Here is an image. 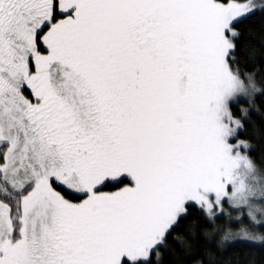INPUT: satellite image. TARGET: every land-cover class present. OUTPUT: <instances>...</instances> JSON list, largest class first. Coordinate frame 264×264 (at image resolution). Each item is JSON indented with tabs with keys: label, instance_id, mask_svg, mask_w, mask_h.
<instances>
[{
	"label": "snow or ice",
	"instance_id": "6c2138e0",
	"mask_svg": "<svg viewBox=\"0 0 264 264\" xmlns=\"http://www.w3.org/2000/svg\"><path fill=\"white\" fill-rule=\"evenodd\" d=\"M0 264H264V0H0Z\"/></svg>",
	"mask_w": 264,
	"mask_h": 264
}]
</instances>
